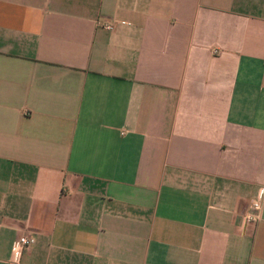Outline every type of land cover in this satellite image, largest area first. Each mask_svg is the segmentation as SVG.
<instances>
[{
  "label": "crops",
  "instance_id": "1",
  "mask_svg": "<svg viewBox=\"0 0 264 264\" xmlns=\"http://www.w3.org/2000/svg\"><path fill=\"white\" fill-rule=\"evenodd\" d=\"M0 264H264V0H0Z\"/></svg>",
  "mask_w": 264,
  "mask_h": 264
},
{
  "label": "built area",
  "instance_id": "2",
  "mask_svg": "<svg viewBox=\"0 0 264 264\" xmlns=\"http://www.w3.org/2000/svg\"><path fill=\"white\" fill-rule=\"evenodd\" d=\"M109 29L112 28L111 25L107 26ZM252 211L246 216L245 222L247 224L254 223L259 219V213L261 210V203L259 200L253 202ZM36 240L33 237L23 236L14 242L12 247V262L19 263L23 253L35 244Z\"/></svg>",
  "mask_w": 264,
  "mask_h": 264
}]
</instances>
